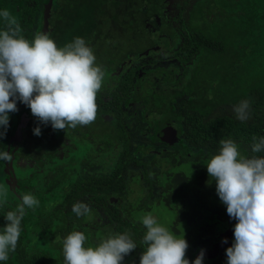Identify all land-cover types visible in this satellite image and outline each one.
I'll return each instance as SVG.
<instances>
[{"label": "flooded vegetation", "instance_id": "af4514ba", "mask_svg": "<svg viewBox=\"0 0 264 264\" xmlns=\"http://www.w3.org/2000/svg\"><path fill=\"white\" fill-rule=\"evenodd\" d=\"M48 1L42 2V24L38 33H42ZM223 2L226 0H149L142 35L139 27V36L127 29L131 50L109 75L105 74L102 89L97 94L100 107L94 123L71 129L69 136L65 130H53L50 137L42 138L34 134L31 110L19 114L8 143H0V152L12 154L11 161L0 160V186L8 191L7 201L0 202V232L6 225V213L15 211L24 194L34 195L39 206L26 209L17 249L10 254L7 264H38L34 255L42 254L40 249H50V245L57 246L51 250L54 257H48V262L43 264H64L62 242L72 231L86 235L85 247H95L108 236L124 234L125 230L131 233L137 245L146 233L140 222L142 210L149 211L156 203L175 207L178 219L194 224L196 233L186 253L188 260L189 255L195 260L201 251L216 252L215 257L204 258L203 264L216 260L224 264L223 255L234 239L220 245L221 239L214 232L216 227L211 224L228 221L233 235L234 226L230 218L222 216L218 210L224 204L216 194L215 181L209 177L206 167L218 152L208 156L210 152L205 149L203 138L186 134L187 123L183 117L180 119L179 108L170 105L174 104L170 103L174 98L169 97L174 91L182 93L183 84L178 80L187 83L192 76V65L183 64L182 57L178 56L183 53L174 52L182 44L178 36L172 35L178 31L172 29L180 26L176 20L207 32L214 21L220 26L218 22L224 20L226 4ZM56 3L59 6L61 1L53 0L48 35L53 11H58ZM95 13L101 16L97 8ZM124 82L130 87L127 97L122 96ZM218 112L219 109L213 114ZM22 116L24 126L16 141L14 135ZM109 131L114 135L111 145ZM120 159L127 161L121 168ZM184 165L190 166V173ZM51 173L53 178L49 177ZM78 202L89 206L88 215L78 218L72 211ZM210 226L213 235L206 243L195 244L199 235L196 234L210 232ZM18 249L22 251L20 255L16 254ZM135 250L122 264H140L139 251Z\"/></svg>", "mask_w": 264, "mask_h": 264}, {"label": "clouds", "instance_id": "9594fccd", "mask_svg": "<svg viewBox=\"0 0 264 264\" xmlns=\"http://www.w3.org/2000/svg\"><path fill=\"white\" fill-rule=\"evenodd\" d=\"M4 27L0 29V137L6 134L9 113L18 111L17 101L25 104L40 123L51 124L53 130L75 129L94 123L97 117V94L103 86L105 71L96 63V56L81 37L58 47L47 33H36L29 41L15 16L7 9L0 11ZM251 102L243 100L234 107L236 118L249 119ZM34 134L39 136L37 126ZM252 153L264 151V138L253 137ZM220 149L207 162V173L215 181L216 194L234 226V242L226 249L227 264H264V157H245L232 139H222ZM0 160H12L10 152H0ZM8 191L0 186V202H6ZM39 200L24 194L15 211L4 217L0 232V261L14 253L21 234L26 209H35ZM76 216L90 212L84 202L73 205ZM146 228L140 264H190L189 247L158 223L152 214L140 218ZM86 235L72 231L62 242L64 264H122L137 245L125 232L110 235L97 246L85 247ZM223 243H227L225 239ZM204 253L192 262L203 264Z\"/></svg>", "mask_w": 264, "mask_h": 264}, {"label": "trees", "instance_id": "16d2710c", "mask_svg": "<svg viewBox=\"0 0 264 264\" xmlns=\"http://www.w3.org/2000/svg\"><path fill=\"white\" fill-rule=\"evenodd\" d=\"M43 1L0 0V11L10 8L8 11L10 10L9 12L17 18L21 26V35L31 41L42 24L40 14ZM60 1L61 5L55 4L58 11H53L50 38L58 47H64L76 37L83 38L92 48L96 63L103 68L105 74L109 75L115 64L121 61L122 57H126L131 50V46L127 43L130 38L127 29L139 36L137 32L139 27L142 35L147 10L145 7L149 0ZM223 3L226 4L224 20L218 22L221 23L220 26L214 21L207 32L200 31L195 25L175 19L180 26L178 29H172L173 32L178 30L172 35L178 36L182 44L180 49L174 52L177 55L183 53L178 55L182 57V63L189 62V65H192L190 71L192 76L188 77L187 83L178 80L179 84H183V90L182 93L179 91L170 93L169 97L174 98V101L170 102L174 104L170 105L179 108L180 119L183 117L187 123L186 134L203 138L205 149L211 153H208V156L214 151H219L222 139H232L238 144L243 156L264 157V151L251 152L253 137H256L257 141L264 138V0H226V3ZM96 8L101 13L100 17L95 13ZM3 27L0 18V29ZM115 28L118 30H114ZM212 28L215 30L211 31ZM107 42L111 43L107 44ZM196 54L197 58H195ZM129 88L127 82H124L122 96H128ZM176 97L180 98L175 100ZM243 100L251 102L249 119L245 122L239 121L234 112V107ZM96 102L100 107V102ZM17 109L18 111L9 113V125L6 134L0 137V143L5 145L8 143L9 136L14 132L19 120V114L23 110H30L19 101H17ZM217 109L219 112L214 115L213 111ZM102 110L104 111V107ZM112 111H115V108ZM34 123L35 128L37 126L41 128L39 136L48 138L52 135L53 128L50 123L44 125L36 117ZM70 130H65L66 136L71 134ZM0 131H3V128H0ZM113 136L109 131L110 145L113 143ZM126 163V159H120L119 167ZM49 177L53 178V174L51 173ZM47 184L50 186V182ZM218 210L222 216L229 217L225 205H221ZM230 220L235 226L237 221L232 218ZM125 232L136 241L129 231H123ZM196 235L198 236L194 243L197 245L206 243V239L210 237L207 232ZM49 248H41L42 254L34 255L39 261L38 264L47 263L48 257H54L51 250L57 246L50 245ZM137 250L141 256L146 250L143 242L137 244ZM21 252L18 249L16 254L20 255ZM133 252L135 253L136 250ZM223 258L227 259L226 252ZM192 259V255H189V262ZM7 263L8 261H0V264ZM218 263L219 260L205 262V264Z\"/></svg>", "mask_w": 264, "mask_h": 264}, {"label": "rangeland", "instance_id": "374dc122", "mask_svg": "<svg viewBox=\"0 0 264 264\" xmlns=\"http://www.w3.org/2000/svg\"><path fill=\"white\" fill-rule=\"evenodd\" d=\"M62 142L65 143V141L63 139H62ZM109 167H111L110 162H109ZM28 168H31V167H28ZM184 169L188 173L191 172L189 165H184ZM208 182L209 181H207V183L205 182L204 185L207 186ZM149 213L152 214L157 219L158 223H160L161 225L168 228L170 231H172L178 237H181V238L184 237V239H186V241L188 242V245L191 243L192 238H193L192 236L196 233L195 226L191 222H187V221H183V220L178 219V213L179 212L176 210L175 207L171 208L169 205L165 206L163 203H161V204L156 203L155 205H152V208L149 211L142 210L140 217H142L146 214H149ZM211 225L216 227V230H214V232L216 233L217 237L219 239H221V241L219 242L220 245L223 246V241L225 239L227 241H229L230 238L234 239V235H233V233L231 234V230L229 228L230 226H229L228 221L218 220V221L212 223ZM209 228H211L210 232L208 230H206L205 232H207L210 235H213L212 227L210 226ZM189 250L190 249L188 247L186 253H189ZM193 254H194V256H197L196 253L193 252ZM224 264H227V259L224 260Z\"/></svg>", "mask_w": 264, "mask_h": 264}, {"label": "water", "instance_id": "95a60500", "mask_svg": "<svg viewBox=\"0 0 264 264\" xmlns=\"http://www.w3.org/2000/svg\"><path fill=\"white\" fill-rule=\"evenodd\" d=\"M52 4H53V0H49L44 8V17H43V28H42V33H47L49 30V19L51 17V9H52ZM31 116L32 113H30ZM24 124H23V116H22V120L19 124V127L17 128L16 134L14 135V140L18 141L21 135V129L23 128ZM15 145H17L15 143ZM13 177L15 178V175L13 174ZM16 181V180H15ZM216 256V252H208V253H204V258L205 259H209V258H213Z\"/></svg>", "mask_w": 264, "mask_h": 264}]
</instances>
